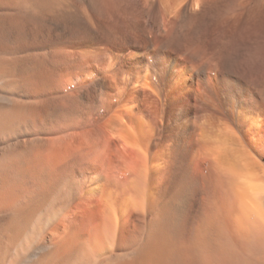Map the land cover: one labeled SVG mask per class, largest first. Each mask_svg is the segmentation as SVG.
Here are the masks:
<instances>
[{
    "label": "bare ground",
    "instance_id": "obj_1",
    "mask_svg": "<svg viewBox=\"0 0 264 264\" xmlns=\"http://www.w3.org/2000/svg\"><path fill=\"white\" fill-rule=\"evenodd\" d=\"M0 264H264V0H0Z\"/></svg>",
    "mask_w": 264,
    "mask_h": 264
}]
</instances>
